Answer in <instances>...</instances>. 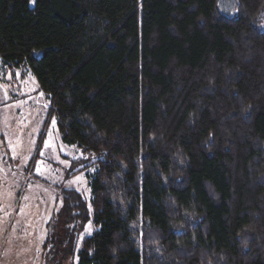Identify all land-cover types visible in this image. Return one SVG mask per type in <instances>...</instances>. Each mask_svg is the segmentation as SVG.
<instances>
[{
    "label": "trees",
    "instance_id": "16d2710c",
    "mask_svg": "<svg viewBox=\"0 0 264 264\" xmlns=\"http://www.w3.org/2000/svg\"><path fill=\"white\" fill-rule=\"evenodd\" d=\"M0 61L83 155L51 255L264 264V0H0Z\"/></svg>",
    "mask_w": 264,
    "mask_h": 264
},
{
    "label": "rangeland",
    "instance_id": "374dc122",
    "mask_svg": "<svg viewBox=\"0 0 264 264\" xmlns=\"http://www.w3.org/2000/svg\"><path fill=\"white\" fill-rule=\"evenodd\" d=\"M50 109L30 69L0 61V264H75L50 254L48 223L62 189L89 201V180L79 167L70 170L83 155L62 142ZM137 209L133 224L146 226ZM91 231L88 224L81 236Z\"/></svg>",
    "mask_w": 264,
    "mask_h": 264
},
{
    "label": "snow or ice",
    "instance_id": "6c2138e0",
    "mask_svg": "<svg viewBox=\"0 0 264 264\" xmlns=\"http://www.w3.org/2000/svg\"><path fill=\"white\" fill-rule=\"evenodd\" d=\"M45 146L47 147L48 145L46 144Z\"/></svg>",
    "mask_w": 264,
    "mask_h": 264
}]
</instances>
